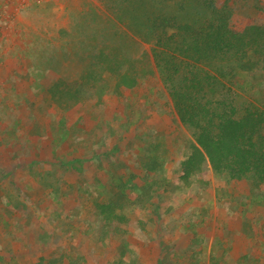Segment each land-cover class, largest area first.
I'll return each instance as SVG.
<instances>
[{
  "label": "rangeland",
  "instance_id": "1",
  "mask_svg": "<svg viewBox=\"0 0 264 264\" xmlns=\"http://www.w3.org/2000/svg\"><path fill=\"white\" fill-rule=\"evenodd\" d=\"M199 1L0 0V264H264V182L179 178L193 129L143 26ZM228 6L264 25V0ZM220 84L264 111V53Z\"/></svg>",
  "mask_w": 264,
  "mask_h": 264
},
{
  "label": "trees",
  "instance_id": "2",
  "mask_svg": "<svg viewBox=\"0 0 264 264\" xmlns=\"http://www.w3.org/2000/svg\"><path fill=\"white\" fill-rule=\"evenodd\" d=\"M217 1L200 0V10L186 13L184 21L156 11L143 26L156 37L152 52L170 86L174 110L193 129L194 143L179 178L192 182L208 165L229 180L264 182V111L247 104L239 115L219 94L224 78L249 69L253 55H263L264 25L240 29L229 0L222 6Z\"/></svg>",
  "mask_w": 264,
  "mask_h": 264
},
{
  "label": "crops",
  "instance_id": "3",
  "mask_svg": "<svg viewBox=\"0 0 264 264\" xmlns=\"http://www.w3.org/2000/svg\"><path fill=\"white\" fill-rule=\"evenodd\" d=\"M15 8V7H14ZM14 8H12L11 10H8V17H5V19L4 18H2L1 17V10H0V21L3 19V21H4V23L3 24H5L6 22L10 25V26H16V25H19L21 22L19 21V20H17V18H16V15H15V13H13V9ZM11 13H12V15H11ZM14 20H15V22H14ZM6 21V22H5ZM13 22V23H12ZM1 26H4V25H1L0 24V27ZM14 39V41H15V38H13ZM17 43V41H15V44ZM20 51V50H19ZM15 57V56H14ZM20 61H21V59H20ZM19 61V62H20ZM15 70H16V68H15ZM15 70H14V73L15 74H13V75H15V76H20V77H22V76H26V74H27V69H26V67H24V66H22V65H20L19 67H18V70L15 72ZM24 71V72H23Z\"/></svg>",
  "mask_w": 264,
  "mask_h": 264
}]
</instances>
